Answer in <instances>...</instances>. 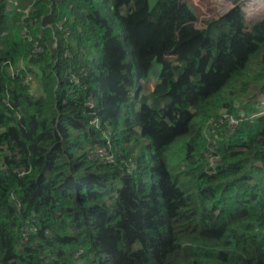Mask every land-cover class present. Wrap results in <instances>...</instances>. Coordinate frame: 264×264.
<instances>
[{
    "label": "trees",
    "instance_id": "trees-1",
    "mask_svg": "<svg viewBox=\"0 0 264 264\" xmlns=\"http://www.w3.org/2000/svg\"><path fill=\"white\" fill-rule=\"evenodd\" d=\"M8 1L0 264H264V21Z\"/></svg>",
    "mask_w": 264,
    "mask_h": 264
},
{
    "label": "rangeland",
    "instance_id": "rangeland-1",
    "mask_svg": "<svg viewBox=\"0 0 264 264\" xmlns=\"http://www.w3.org/2000/svg\"><path fill=\"white\" fill-rule=\"evenodd\" d=\"M21 1L22 0H9L7 8L10 12L24 13L25 16L22 17L24 19L26 18V15L28 14V10L21 9V7L18 5V3L23 4V1L22 2ZM183 1H186L187 3H189L195 9L197 19L194 22V27L196 29H203L205 27L204 23L206 21H212V20L218 19L221 16L227 14L228 12L234 9H239L241 12L244 13L245 18L243 20V29L245 31H251L255 27L256 24L264 21V0L262 1L258 0L259 3L256 9L254 10L255 16H253V18L251 19L247 18V9L253 8L252 4L255 3L256 0H179L180 3H183ZM260 6L262 7L259 8ZM29 7L30 6H28L27 8ZM61 26H62V22L58 24L59 28ZM65 34H67V32ZM150 85L151 83L149 82L147 84V87ZM257 103H258L259 108L256 107L257 108L256 112L258 113L256 114L257 115L260 114V116L264 117V93L261 94V96L257 100ZM232 123H235V122L232 121ZM97 152L98 154H101L100 151H97ZM105 158L107 162L113 161V158L111 157H105Z\"/></svg>",
    "mask_w": 264,
    "mask_h": 264
},
{
    "label": "bare ground",
    "instance_id": "bare-ground-1",
    "mask_svg": "<svg viewBox=\"0 0 264 264\" xmlns=\"http://www.w3.org/2000/svg\"><path fill=\"white\" fill-rule=\"evenodd\" d=\"M262 1V0H261ZM258 0H256L255 3L252 4L253 8H249L247 9V18L251 19L253 18V16H255L254 14V10L256 9L257 5H258ZM261 3V2H260ZM262 6H260L259 8H261Z\"/></svg>",
    "mask_w": 264,
    "mask_h": 264
},
{
    "label": "built area",
    "instance_id": "built-area-1",
    "mask_svg": "<svg viewBox=\"0 0 264 264\" xmlns=\"http://www.w3.org/2000/svg\"><path fill=\"white\" fill-rule=\"evenodd\" d=\"M232 121L236 122L235 120H232Z\"/></svg>",
    "mask_w": 264,
    "mask_h": 264
}]
</instances>
